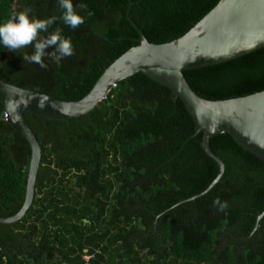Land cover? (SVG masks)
<instances>
[{"label":"trees","instance_id":"16d2710c","mask_svg":"<svg viewBox=\"0 0 264 264\" xmlns=\"http://www.w3.org/2000/svg\"><path fill=\"white\" fill-rule=\"evenodd\" d=\"M221 0H73L84 23L59 19L57 0H0V22L32 9L56 16L49 29L70 37L74 55L47 69L23 61L32 46L0 45V78L68 101L93 89L107 67L140 44L131 19L153 44L187 34ZM88 12L92 15L89 16ZM47 35V34H44ZM52 51V49H48ZM210 101L264 91V48L184 73ZM42 147L36 197L19 222L0 225V264H264V162L230 135L211 140L220 168L203 150V133L183 102L143 74L114 87L97 108L70 122L26 113ZM30 143L6 121L0 102V215L26 199ZM219 199L220 210L214 206ZM157 216H160L157 219ZM157 222V225H156ZM255 231V232H254Z\"/></svg>","mask_w":264,"mask_h":264},{"label":"water","instance_id":"95a60500","mask_svg":"<svg viewBox=\"0 0 264 264\" xmlns=\"http://www.w3.org/2000/svg\"><path fill=\"white\" fill-rule=\"evenodd\" d=\"M131 7L132 4L127 17L140 35V44L107 67L82 100L68 101L23 89L0 78V102L6 121L27 139L32 150L25 202L16 214L0 215V225L21 221L36 197L42 147L26 113L70 122L93 112L114 87L138 74L167 87L175 102L178 99L183 102L196 125L190 140L203 133L201 146L220 168L214 182L189 201L206 195L225 173V163L211 149L214 137L230 135L240 147L264 162V91L246 97L210 101L200 97L184 75L185 71L223 64L264 48V0H221L187 34L166 44H153L147 40L131 19ZM41 103L45 105L43 108L38 106ZM263 218L264 212L258 216L255 231L260 230L259 223Z\"/></svg>","mask_w":264,"mask_h":264},{"label":"clouds","instance_id":"9594fccd","mask_svg":"<svg viewBox=\"0 0 264 264\" xmlns=\"http://www.w3.org/2000/svg\"><path fill=\"white\" fill-rule=\"evenodd\" d=\"M61 9L60 20L72 30L83 24L84 18L77 12V8L87 10V6L80 4L74 7L73 0H57ZM91 16L92 13L88 12ZM56 16L47 19H39L32 14V9L27 8L22 12L14 14L4 22H0V45L10 52H17L27 46H32V54L24 53L23 61L28 64H38L42 69H47L46 59L51 60L57 67L61 61L74 55V47L70 37L62 34V29L56 28L49 32V29L57 21ZM47 34V35H44ZM52 49V51H48ZM43 108L45 105H38ZM214 206L220 205L219 199L213 202ZM227 204L220 205L224 210Z\"/></svg>","mask_w":264,"mask_h":264},{"label":"bare ground","instance_id":"6f19581e","mask_svg":"<svg viewBox=\"0 0 264 264\" xmlns=\"http://www.w3.org/2000/svg\"><path fill=\"white\" fill-rule=\"evenodd\" d=\"M106 97H107V96H106ZM106 97H105V98H106ZM105 98H104V99H105ZM104 99H103V100H104Z\"/></svg>","mask_w":264,"mask_h":264}]
</instances>
